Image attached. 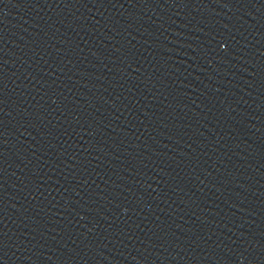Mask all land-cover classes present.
Here are the masks:
<instances>
[{
    "label": "water",
    "instance_id": "1",
    "mask_svg": "<svg viewBox=\"0 0 264 264\" xmlns=\"http://www.w3.org/2000/svg\"><path fill=\"white\" fill-rule=\"evenodd\" d=\"M0 264H264V0H0Z\"/></svg>",
    "mask_w": 264,
    "mask_h": 264
}]
</instances>
